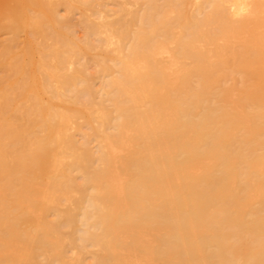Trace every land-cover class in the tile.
<instances>
[{
  "label": "bare ground",
  "instance_id": "obj_1",
  "mask_svg": "<svg viewBox=\"0 0 264 264\" xmlns=\"http://www.w3.org/2000/svg\"><path fill=\"white\" fill-rule=\"evenodd\" d=\"M0 264H264V0H0Z\"/></svg>",
  "mask_w": 264,
  "mask_h": 264
},
{
  "label": "rangeland",
  "instance_id": "obj_2",
  "mask_svg": "<svg viewBox=\"0 0 264 264\" xmlns=\"http://www.w3.org/2000/svg\"><path fill=\"white\" fill-rule=\"evenodd\" d=\"M63 10V8H61V11ZM62 14L64 13L65 14V11L63 10V12H61ZM78 16V15H77ZM77 16L75 17L77 19ZM78 27V26H77ZM76 27V29H77ZM81 28H78L77 30H80ZM77 33L81 34L82 33V29H81V32L77 31ZM3 37V36H2Z\"/></svg>",
  "mask_w": 264,
  "mask_h": 264
}]
</instances>
